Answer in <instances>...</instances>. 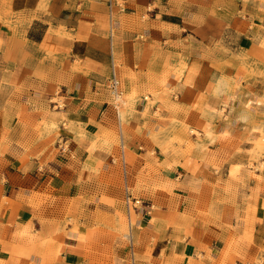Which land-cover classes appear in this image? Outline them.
<instances>
[{"label":"crops","instance_id":"obj_1","mask_svg":"<svg viewBox=\"0 0 264 264\" xmlns=\"http://www.w3.org/2000/svg\"><path fill=\"white\" fill-rule=\"evenodd\" d=\"M118 1L0 0V264H264L263 193L229 162L264 0ZM169 119L209 120L201 146L167 149Z\"/></svg>","mask_w":264,"mask_h":264},{"label":"rangeland","instance_id":"obj_2","mask_svg":"<svg viewBox=\"0 0 264 264\" xmlns=\"http://www.w3.org/2000/svg\"><path fill=\"white\" fill-rule=\"evenodd\" d=\"M118 3L124 7V2L119 0ZM261 52L259 56L255 55L261 60L262 67L264 69V40L260 44ZM244 58V57H243ZM263 71V70H262ZM260 71V73H263ZM264 77V76H263ZM264 84V83H263ZM122 105L123 107L127 106V96H125V92L122 87ZM257 99L244 100L242 105L243 107L252 110L253 121L247 122V129L244 131V135L240 136L236 143L232 144V158L229 161L231 166L230 175L234 177H240L241 181H246L251 184L256 183V191L257 193H263L264 197V90ZM262 101V102H261ZM55 104L61 106L62 102H56ZM225 106V105H224ZM224 113V112H223ZM171 126H168V130L164 131V136L167 138V141H163L167 145V149L169 150H185L187 154H191L194 150L199 148L201 145L199 141H203L201 138V134L199 129L204 128L207 131V127L205 128V124L209 120H204V122L197 123L195 125L187 124V123H178V121L174 119H169ZM180 125V126H178ZM249 127V128H248ZM197 137V138H195ZM111 141H119L113 136L110 138ZM205 146V145H204ZM168 152L167 150H165ZM154 152V151H153ZM118 166L123 169L122 164V155L121 151L118 152ZM219 167H217L218 169ZM248 175V178H243L241 175ZM121 182H123V178H121ZM255 182V183H254ZM122 185V183H121ZM261 187L263 189H261ZM135 195H140L137 191ZM154 195H151L153 197ZM150 199L151 201L153 199ZM120 203L124 204V200L120 199ZM122 204V205H123ZM109 227L103 230L104 238H108L111 240L112 237L119 238L123 237L124 233H127V226L118 224L115 222L112 224L109 222ZM89 252L90 258L92 257V263H95V258L97 253L102 255L103 264H113V253L110 245L106 244L103 247V250H97L92 245H89L87 249Z\"/></svg>","mask_w":264,"mask_h":264},{"label":"built area","instance_id":"obj_3","mask_svg":"<svg viewBox=\"0 0 264 264\" xmlns=\"http://www.w3.org/2000/svg\"><path fill=\"white\" fill-rule=\"evenodd\" d=\"M111 87H112V90H113V92L115 94L116 99H118V98L120 99L122 93L118 89V81L116 79H112V81H111ZM139 203H140V201L136 199L135 200V204H139Z\"/></svg>","mask_w":264,"mask_h":264},{"label":"bare ground","instance_id":"obj_4","mask_svg":"<svg viewBox=\"0 0 264 264\" xmlns=\"http://www.w3.org/2000/svg\"><path fill=\"white\" fill-rule=\"evenodd\" d=\"M116 103V105L118 106L119 104H121V98L116 99V101H114ZM262 102V101H261Z\"/></svg>","mask_w":264,"mask_h":264}]
</instances>
